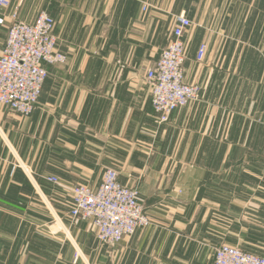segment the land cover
<instances>
[{
	"label": "crops",
	"instance_id": "0c3cea01",
	"mask_svg": "<svg viewBox=\"0 0 264 264\" xmlns=\"http://www.w3.org/2000/svg\"><path fill=\"white\" fill-rule=\"evenodd\" d=\"M9 1L54 20L66 62L43 64L30 116L0 106V264H214L222 243L264 257V0ZM182 14L199 100L158 126L146 71ZM106 169L151 221L113 248L69 218L70 189Z\"/></svg>",
	"mask_w": 264,
	"mask_h": 264
},
{
	"label": "built area",
	"instance_id": "2783aa9c",
	"mask_svg": "<svg viewBox=\"0 0 264 264\" xmlns=\"http://www.w3.org/2000/svg\"><path fill=\"white\" fill-rule=\"evenodd\" d=\"M9 0H0V27L8 23L4 47L0 52V106L19 117H28L35 109L47 77L43 64L64 65L66 56L56 49L55 22L40 11L33 23L18 20V8L10 13ZM192 23L183 14L175 23L158 61L146 71L151 106L158 126L166 124L171 114L199 100L200 86L184 81L185 44L183 35ZM206 45L201 44L197 61L201 62ZM59 186L56 178H47ZM72 200L69 218L85 222L98 242L117 246L125 237L151 225L139 193L122 185L118 173L106 169L100 186L92 190L77 184L70 189ZM214 264H264V257L244 252L222 243L214 249Z\"/></svg>",
	"mask_w": 264,
	"mask_h": 264
},
{
	"label": "rangeland",
	"instance_id": "374dc122",
	"mask_svg": "<svg viewBox=\"0 0 264 264\" xmlns=\"http://www.w3.org/2000/svg\"><path fill=\"white\" fill-rule=\"evenodd\" d=\"M151 226V225H150ZM148 228V227H147ZM145 229V228H144ZM234 247H236V246H234ZM236 248H238V247H236ZM239 249V248H238ZM241 250V249H240Z\"/></svg>",
	"mask_w": 264,
	"mask_h": 264
}]
</instances>
